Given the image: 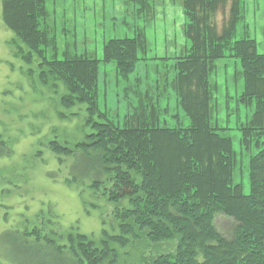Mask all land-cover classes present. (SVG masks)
<instances>
[{"label": "trees", "instance_id": "trees-1", "mask_svg": "<svg viewBox=\"0 0 264 264\" xmlns=\"http://www.w3.org/2000/svg\"><path fill=\"white\" fill-rule=\"evenodd\" d=\"M129 2L136 15L147 16L152 9V0ZM52 3L1 0V21L14 35L10 44L15 56L28 66L36 62L37 82L64 88L60 107H85L84 127L90 130L86 141L73 147L50 144L56 156L70 160L58 162L70 165L65 184H82L121 208L115 210L114 235L101 231L95 237L68 230L48 239L36 231H22L18 233L22 245L43 244L45 252L56 254L52 264H264V49L258 52L259 44L247 29L245 0H183L185 48L173 60L174 78L168 85L188 120L185 128L159 126L158 110L153 108L159 98L154 97L148 111L149 103L138 96L140 92L135 93L137 107L122 127L100 111V61L77 52L74 33L66 27L59 51L50 21ZM142 31L103 44L102 63H112L123 80L140 62L168 61L148 59ZM224 59L234 60L240 68L235 77L242 89L236 102L252 110L237 128L240 154L254 151L247 164L248 194L234 182L241 162L225 134L228 128L212 122L218 103L212 104L217 88L210 84V76ZM28 74L34 73L29 69ZM228 95L226 90L225 105ZM217 214L234 222L232 239L216 231ZM137 245L152 252L136 262L120 261L121 250Z\"/></svg>", "mask_w": 264, "mask_h": 264}, {"label": "rangeland", "instance_id": "rangeland-1", "mask_svg": "<svg viewBox=\"0 0 264 264\" xmlns=\"http://www.w3.org/2000/svg\"><path fill=\"white\" fill-rule=\"evenodd\" d=\"M245 2L247 29L259 44L258 52L262 53L263 0ZM151 3L152 9L145 16L136 15L137 10L129 0H53L50 21L59 51L63 47L62 29L66 27L74 33L77 52L100 61L98 106L114 124L123 126L137 107L135 93L140 92L137 95L149 103L145 109L148 111L152 110L154 97L159 98L153 106L158 110L159 126L185 128L188 120L168 85L174 78L173 60L184 53L183 0H152ZM221 19L222 16L217 18ZM140 31L144 32L150 50L148 59L168 61L140 62L128 80H123L116 76L112 63H102L103 44L110 38L133 37ZM12 40L14 35L1 21L0 0V264H52L57 261L56 254H48L46 246L35 242L23 246L18 233L36 231L38 236L48 239L64 235L68 230L95 237L101 231L114 235L118 228L115 210L121 207L108 204L100 192L90 191L82 184H65L64 179L70 177V165L58 162L70 160L56 156L50 144L65 146L67 143L73 147L86 141L85 135L90 130L84 127L85 107L62 109L59 99L64 88L40 85L36 79V62L28 66L16 57L10 44ZM216 65L210 76V84H216L217 88L212 104L218 103L212 122L228 128L225 134L231 138L241 162L235 170L234 182L248 194L247 164L254 151L240 154L237 128L252 110L236 102L242 89L241 80L235 77L240 72L239 66L232 59L220 60ZM29 69L34 73L32 76L28 74ZM135 78L140 81L136 82ZM59 114L70 118L62 119ZM213 224L222 237L232 239L235 224L231 219L217 214ZM151 252L141 245L126 248L120 251V261L136 262Z\"/></svg>", "mask_w": 264, "mask_h": 264}, {"label": "crops", "instance_id": "crops-1", "mask_svg": "<svg viewBox=\"0 0 264 264\" xmlns=\"http://www.w3.org/2000/svg\"><path fill=\"white\" fill-rule=\"evenodd\" d=\"M124 1V0H123ZM115 20V19H114ZM116 21V20H115ZM184 48H185V45H184ZM183 52H184V49H183Z\"/></svg>", "mask_w": 264, "mask_h": 264}]
</instances>
